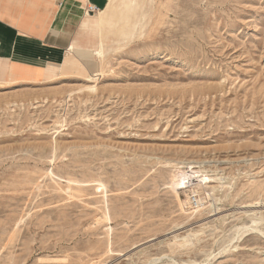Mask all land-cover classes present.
Returning <instances> with one entry per match:
<instances>
[{"label": "rangeland", "instance_id": "374dc122", "mask_svg": "<svg viewBox=\"0 0 264 264\" xmlns=\"http://www.w3.org/2000/svg\"><path fill=\"white\" fill-rule=\"evenodd\" d=\"M136 1L0 83V264H264V0Z\"/></svg>", "mask_w": 264, "mask_h": 264}, {"label": "crops", "instance_id": "0c3cea01", "mask_svg": "<svg viewBox=\"0 0 264 264\" xmlns=\"http://www.w3.org/2000/svg\"><path fill=\"white\" fill-rule=\"evenodd\" d=\"M109 0H0V83H33L57 74L74 52L83 20L100 28ZM98 9L88 13L89 6ZM61 64V65H60ZM63 75V73H59Z\"/></svg>", "mask_w": 264, "mask_h": 264}, {"label": "bare ground", "instance_id": "6f19581e", "mask_svg": "<svg viewBox=\"0 0 264 264\" xmlns=\"http://www.w3.org/2000/svg\"><path fill=\"white\" fill-rule=\"evenodd\" d=\"M121 1V0H120ZM127 1V0H126ZM128 1H130V0H128ZM138 1V0H137ZM137 1H136V3H137ZM114 2H115V0H109V3H108V5L103 9V10H101V12L99 13V17H100V26L101 27H103V26H105V24L106 23H110L113 19H114V17L116 16V15H118L119 13H118V11H113L112 12V9H113V6H114ZM124 2H125V0H124ZM123 3V2H122ZM121 3V4H122ZM128 3H130V2H127V4ZM135 3V2H134ZM129 5V4H128ZM131 5V4H130ZM123 7H125V6H123ZM136 10V9H135ZM125 11V10H124ZM120 15H125V13L123 12V13H120ZM100 49H102V48H100ZM61 65V64H60ZM60 77H62V75H59ZM187 177L185 176V173L183 172V173H181V174H179L176 178H175V180H174V185H176L175 187H179V188H184L185 187V179H186ZM192 185V184H191ZM177 189V188H176ZM175 189V190H176ZM191 199V201H192V203H194L196 206L198 205V202L200 201V200H198V199H195V198H190ZM188 202V201H187ZM190 202V201H189ZM199 206V205H198ZM198 211V210H197ZM194 215H196V213L194 214ZM244 228V227H243ZM194 235V233H189V234H187L186 236H184L182 239L185 241V242H187V243H189L190 242V240H191V237ZM162 256V255H161ZM164 256V255H163ZM165 257V256H164ZM164 257H162L163 259H164ZM162 258L161 257H156V258H153L152 259V261H151V263H153V264H156L157 262H159V261H161L162 260ZM168 258V257H167ZM169 259H171V258H169ZM173 261V260H172ZM175 261V260H174ZM195 264V263H194Z\"/></svg>", "mask_w": 264, "mask_h": 264}, {"label": "built area", "instance_id": "2783aa9c", "mask_svg": "<svg viewBox=\"0 0 264 264\" xmlns=\"http://www.w3.org/2000/svg\"><path fill=\"white\" fill-rule=\"evenodd\" d=\"M87 12L88 13H96V12H98V9L95 6L91 5L88 7Z\"/></svg>", "mask_w": 264, "mask_h": 264}]
</instances>
